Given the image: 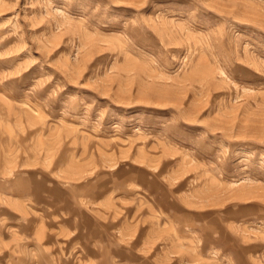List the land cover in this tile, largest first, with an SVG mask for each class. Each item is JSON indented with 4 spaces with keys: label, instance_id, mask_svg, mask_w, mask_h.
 <instances>
[{
    "label": "rangeland",
    "instance_id": "1",
    "mask_svg": "<svg viewBox=\"0 0 264 264\" xmlns=\"http://www.w3.org/2000/svg\"><path fill=\"white\" fill-rule=\"evenodd\" d=\"M0 264H264V0H0Z\"/></svg>",
    "mask_w": 264,
    "mask_h": 264
}]
</instances>
